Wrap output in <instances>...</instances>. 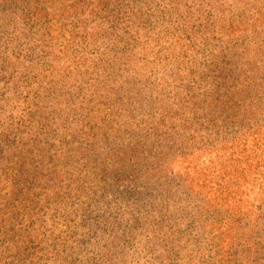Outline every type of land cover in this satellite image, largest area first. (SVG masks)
<instances>
[{
	"label": "trees",
	"instance_id": "trees-1",
	"mask_svg": "<svg viewBox=\"0 0 264 264\" xmlns=\"http://www.w3.org/2000/svg\"><path fill=\"white\" fill-rule=\"evenodd\" d=\"M128 257L264 264V0H0V264Z\"/></svg>",
	"mask_w": 264,
	"mask_h": 264
},
{
	"label": "rangeland",
	"instance_id": "rangeland-1",
	"mask_svg": "<svg viewBox=\"0 0 264 264\" xmlns=\"http://www.w3.org/2000/svg\"><path fill=\"white\" fill-rule=\"evenodd\" d=\"M195 226H196V225H195ZM195 231H196V232H195V235H198L197 228H196ZM202 243H203V242H202ZM114 264H120V262L118 261V262H116V263H114ZM126 264H140V262H136L134 259L131 260L130 257H128Z\"/></svg>",
	"mask_w": 264,
	"mask_h": 264
}]
</instances>
